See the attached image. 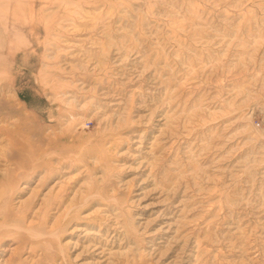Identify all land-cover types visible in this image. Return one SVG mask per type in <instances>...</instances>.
Segmentation results:
<instances>
[{"label":"rangeland","instance_id":"obj_1","mask_svg":"<svg viewBox=\"0 0 264 264\" xmlns=\"http://www.w3.org/2000/svg\"><path fill=\"white\" fill-rule=\"evenodd\" d=\"M0 264H264V0H0Z\"/></svg>","mask_w":264,"mask_h":264},{"label":"bare ground","instance_id":"obj_2","mask_svg":"<svg viewBox=\"0 0 264 264\" xmlns=\"http://www.w3.org/2000/svg\"><path fill=\"white\" fill-rule=\"evenodd\" d=\"M1 100V99H0Z\"/></svg>","mask_w":264,"mask_h":264}]
</instances>
